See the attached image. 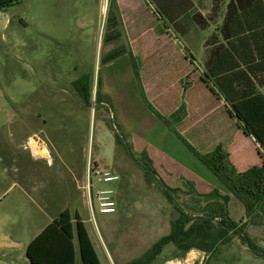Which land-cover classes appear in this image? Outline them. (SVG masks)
<instances>
[{
	"label": "rangeland",
	"instance_id": "rangeland-1",
	"mask_svg": "<svg viewBox=\"0 0 264 264\" xmlns=\"http://www.w3.org/2000/svg\"><path fill=\"white\" fill-rule=\"evenodd\" d=\"M20 1L0 10V264H32L27 246L59 208L45 210L41 200L55 195L59 204L66 201L86 220L100 264L130 261L170 230L178 212L158 179L146 180L135 161L143 158L132 147L125 150L115 140L114 149L115 134L125 137L113 121L110 101L105 106L96 101L107 89L104 75L109 69L102 58L116 45L104 42V7L108 12L110 0ZM121 43L128 47L125 36ZM84 75L90 81L89 103L73 87ZM36 132L50 144L52 163L35 160L25 148L23 143ZM89 161L120 173L116 213H100L95 207L92 217L85 186ZM92 179L94 190L109 186L94 175ZM181 188L188 189L185 184ZM214 189L231 195L227 213L236 227L212 254L187 252L185 264H264V193L244 190L234 195L223 183L210 192ZM179 195L180 203L191 198ZM202 201L210 210L223 199ZM219 221L214 218L213 225ZM179 252L169 243L151 264L180 259ZM76 264H83L79 252Z\"/></svg>",
	"mask_w": 264,
	"mask_h": 264
},
{
	"label": "crops",
	"instance_id": "crops-1",
	"mask_svg": "<svg viewBox=\"0 0 264 264\" xmlns=\"http://www.w3.org/2000/svg\"><path fill=\"white\" fill-rule=\"evenodd\" d=\"M115 2L123 36L128 49L141 61L143 88L155 109L169 116L184 102L187 113L174 127L200 153L222 145L237 172L262 165L264 148L244 132L217 82L213 78L206 81L203 74L209 67L212 74L224 70L228 73L235 67L237 84L249 77L256 89L264 92V0ZM179 37L184 39L183 45ZM120 59L124 60L121 64ZM103 65L109 69L104 75V95L113 106V121L136 153L147 151L158 177L172 187H182L184 180L193 182L197 192L203 194L219 187L222 183L213 171L146 106L130 55L125 53ZM114 81L117 85L111 86ZM113 144L115 149V139ZM177 180L181 184H175ZM60 200L56 195L41 200L45 210L59 205L48 223L68 207L66 201L59 204ZM165 261L185 264L188 258Z\"/></svg>",
	"mask_w": 264,
	"mask_h": 264
},
{
	"label": "trees",
	"instance_id": "trees-1",
	"mask_svg": "<svg viewBox=\"0 0 264 264\" xmlns=\"http://www.w3.org/2000/svg\"><path fill=\"white\" fill-rule=\"evenodd\" d=\"M19 2L20 0H0V10H5ZM122 27L118 6L115 0H112L106 17L104 42L107 44L116 43V45L106 52L102 62L107 63L128 53L146 106L175 131L195 156L209 167L231 191L230 193L236 195L239 191L244 190L249 192L259 190L264 193V160L260 166H254L244 172H237L222 145H218L213 151L203 154L191 145L181 133L176 131L175 123L184 118L187 113L184 102L169 116H164L155 109L147 99L143 88L140 59L134 56L126 45L121 43ZM211 70L209 67L208 72L203 74L204 79L208 81V78H213L217 82L231 105V113L238 118L244 132L254 136L264 148V92L258 91L249 77L245 78V83L237 84L239 81L236 77L235 67L228 73L224 70L212 74ZM73 87L82 100L89 103L91 99L89 77L84 75L74 80ZM187 87L188 82H185L184 90ZM96 101L101 106H105V102H109V99L97 94ZM115 140L120 142L125 150L130 149V145L117 133ZM138 156L143 159L136 157L135 161L143 169L146 180L152 183L153 179H158L163 194L173 204L178 214L171 220V229L168 234L161 236L140 256L124 264H151L169 243L174 244L180 251L179 255L183 257L192 249H199L210 255L220 244L228 241L230 230L236 227L234 220L227 213L231 196L229 193L222 195L215 189L208 194L199 193L193 182L185 180L187 190H183L181 187H172L158 177L146 150L139 152ZM95 164L97 165L96 162ZM180 192L190 194L191 198L180 203L177 197V195L180 196ZM204 197L222 198L223 202H214L215 205H212V209L209 210V205L203 204L202 199ZM209 211L214 212V214L208 213ZM219 217V223L213 225V219ZM77 251L83 264H100L98 253L84 221L77 211L73 213L70 207H66L29 242L26 255L32 264H76Z\"/></svg>",
	"mask_w": 264,
	"mask_h": 264
},
{
	"label": "built area",
	"instance_id": "built-area-1",
	"mask_svg": "<svg viewBox=\"0 0 264 264\" xmlns=\"http://www.w3.org/2000/svg\"><path fill=\"white\" fill-rule=\"evenodd\" d=\"M23 144L26 149H29L35 160L52 163V148L48 141L39 133L36 132L29 135ZM86 172V195L92 217L94 218L95 207L100 213H116L118 211L117 184L121 180L120 173L109 169H101L90 161L88 162ZM93 175L98 179V182L109 183V186L94 190Z\"/></svg>",
	"mask_w": 264,
	"mask_h": 264
}]
</instances>
